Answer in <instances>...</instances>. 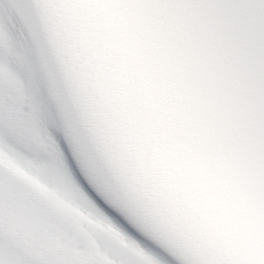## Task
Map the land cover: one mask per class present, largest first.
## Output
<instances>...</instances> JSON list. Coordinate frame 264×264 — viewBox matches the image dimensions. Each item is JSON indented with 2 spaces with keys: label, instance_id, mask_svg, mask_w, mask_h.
<instances>
[{
  "label": "bare ground",
  "instance_id": "1",
  "mask_svg": "<svg viewBox=\"0 0 264 264\" xmlns=\"http://www.w3.org/2000/svg\"><path fill=\"white\" fill-rule=\"evenodd\" d=\"M51 96L33 40L10 1L0 0V149L40 184L32 190L0 163V264H171L83 188ZM29 189L36 202L25 197Z\"/></svg>",
  "mask_w": 264,
  "mask_h": 264
},
{
  "label": "rangeland",
  "instance_id": "2",
  "mask_svg": "<svg viewBox=\"0 0 264 264\" xmlns=\"http://www.w3.org/2000/svg\"><path fill=\"white\" fill-rule=\"evenodd\" d=\"M33 74L36 75L37 72H36V71H33ZM35 195H36V194H35L32 190L29 189L28 194L26 193V196H25V197H27V198H29V199H30V198L32 199L33 196H35ZM37 200H38V199H34V198L32 199L33 202H36ZM37 204H38V207H37V206H36V207H37L38 210H40V209L42 210V208L45 206L43 203H37ZM37 217H38V216H37Z\"/></svg>",
  "mask_w": 264,
  "mask_h": 264
}]
</instances>
